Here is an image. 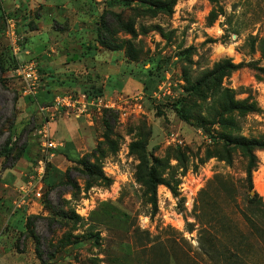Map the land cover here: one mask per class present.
<instances>
[{"label":"rangeland","instance_id":"obj_1","mask_svg":"<svg viewBox=\"0 0 264 264\" xmlns=\"http://www.w3.org/2000/svg\"><path fill=\"white\" fill-rule=\"evenodd\" d=\"M44 3L0 0V220L36 216L29 233L38 235L44 259L35 240L27 239L23 261L264 264V148L254 149L249 178L247 149L228 140L264 142V0H177L170 13L140 0ZM66 4L92 20L93 31L100 24L93 37L117 48L103 46L101 55L112 57L123 73L113 80L117 91L104 94L114 107L91 109L98 145L84 155L110 181L88 179L81 164L51 156L59 147H44V115L14 72L17 58L41 60L28 46L33 32L50 25V35L58 34L59 24L70 29L76 18L59 10ZM113 13L134 34L121 29ZM48 35L45 30L35 44ZM224 62H231L224 73L206 74ZM38 70L42 88L45 77ZM45 94L41 99L49 101ZM41 160L42 196L16 208L20 188L35 181ZM150 171L164 180L157 210Z\"/></svg>","mask_w":264,"mask_h":264},{"label":"crops","instance_id":"obj_2","mask_svg":"<svg viewBox=\"0 0 264 264\" xmlns=\"http://www.w3.org/2000/svg\"><path fill=\"white\" fill-rule=\"evenodd\" d=\"M44 2L48 6L47 0ZM59 10L61 14L64 11L68 15L67 19L76 18L70 29L67 30L65 25L59 24L61 28H57L58 34L50 35L51 26L47 25L45 30L49 35L46 40L43 43L35 44L34 40H40L38 35L45 31L40 28L31 34L28 45L32 54H41V60H38V68L42 71L41 75L45 77L44 86L39 87L35 94L29 95L30 100L34 101V105H37L39 109L41 105L53 101L59 90L65 91L70 88L77 89L95 83H103L104 92L113 93L117 91L113 80H118L123 76L112 57H101L105 52H103V47L99 41L93 37L92 20L89 18L82 19V14L72 4L62 5ZM78 56L81 57L78 58ZM42 93H47L51 99L47 101L46 97H43L42 100L40 95ZM27 108L29 109L30 106L26 104L24 109L27 110ZM92 124L91 118L87 115L77 117L58 111L50 119L49 125L55 140L61 142L62 145L59 147V151L51 153V156H63V164L75 163L78 158L97 145V132ZM12 217L13 215L10 214L4 223L0 220V264H26L27 262L25 263L23 260L27 259L26 247L24 246V241L27 239L23 236L20 241L22 243L17 248V238L26 230L27 216H21L17 219ZM21 222L23 228L19 227ZM31 243L33 249V241Z\"/></svg>","mask_w":264,"mask_h":264},{"label":"built area","instance_id":"obj_3","mask_svg":"<svg viewBox=\"0 0 264 264\" xmlns=\"http://www.w3.org/2000/svg\"><path fill=\"white\" fill-rule=\"evenodd\" d=\"M11 34H14V31H11ZM13 46L15 49V54H18L20 48L17 46L16 42L13 41ZM14 72L19 75L23 81V92L26 95H33L36 93L40 87L41 78L38 70V62L33 59L28 62H20L18 67ZM111 108L114 107V104L108 99L107 96L103 95H94L90 96L86 92L76 93L74 91H66L62 94H58L51 105H41L40 110L42 111L44 118L43 124L39 128L40 139L43 142L45 148L56 149L62 145L61 142L56 141L52 138L50 131V119L55 116L58 111L64 109L67 110L68 114L74 116H90L92 108ZM40 167L37 168L36 176H31L33 180L22 185L21 189V198L19 201L15 202V207H21L25 202H27L31 196L41 197V189L43 187V177L45 174V167L43 166V161H40ZM40 186H36L39 185Z\"/></svg>","mask_w":264,"mask_h":264},{"label":"trees","instance_id":"obj_4","mask_svg":"<svg viewBox=\"0 0 264 264\" xmlns=\"http://www.w3.org/2000/svg\"><path fill=\"white\" fill-rule=\"evenodd\" d=\"M133 1V0H132ZM142 1L143 3H147V4H150L151 6H153L154 9H156L157 11H160V12H167V13H170L173 11V8L177 2V0H140ZM114 16L117 17L118 19V22H119V27L121 29H127L129 32L133 33V30L130 26H128L127 24H124L121 19H120V16L118 13H113ZM214 21V18H211L210 19V22H213ZM105 27L109 28L107 26V24L105 23L104 24ZM100 27V24L97 25V27H95V30H94V34L98 33V28ZM101 28H99V31ZM111 30V29H110ZM97 39V41H99V43L101 44V46L103 47H106V48H109V49H112V50H117V48L115 47H112V46H109L108 44H106L105 42H103L101 40V36L98 35V37L96 36L95 37ZM19 61L18 58L16 59V67L14 69H16L19 65ZM231 62H224V63H220L218 64L213 70L209 71L208 73H206L207 75H213V74H216V73H224L225 70H226V67L228 65H230ZM234 66V64H231ZM241 65V64H240ZM4 66H3V63H2V60L0 58V81L3 82V78H2V75L4 74ZM22 82H23V85H24V81L23 79L21 78ZM105 88L104 86L100 83V84H93L91 86H84L82 88H77V89H71V90H68V91H74L76 93H81V92H86L87 94H89L90 96H94V95H103L105 94L104 92ZM53 101H50L48 103H46L45 105H51ZM174 109L180 114L183 116V113H182V109L180 106L176 105L174 106ZM108 113V111L106 112V114ZM11 127V126H10ZM50 131H51V135H52V138H55L53 136V133H52V130H51V127H50ZM230 143L232 144H235V145H239V146H242L244 148L247 149L248 153H249V157H250V163H249V168H248V173H249V178H251V174H252V170L253 168L256 166V156L254 154V149L255 148H264V142L259 140V139H247L243 136H240L238 138H230L228 139ZM13 141V135H11L8 139V141L6 142V145L4 147L5 150H7V153L10 154L13 150V146L12 147H9V145H11ZM97 145H98V142H97ZM96 145V146H97ZM95 146V147H96ZM85 155V154H84ZM84 155L80 158H78L75 162L76 163H79L81 164L83 167H84V172L87 174V177L88 179H93L95 177H99L101 179H104V180H107V181H110V178L106 177L103 172L101 171H97L95 169V167L93 166V164L84 157ZM45 175H46V170H45V174H44V177H43V183L45 182ZM148 185H149V190L151 192V195H152V203H153V206L155 208V210H157V199H156V196H157V187L159 184H162L164 183V180H162V178H158L155 174L154 171H150L149 174H148ZM73 187V185H72ZM203 192L205 191H202V194ZM261 203H264L261 201ZM33 217H36V216H30V217H27V220H26V230H24L22 232V234L20 236H18L17 238V248L20 247L21 245V239L22 237L24 236L25 239H28V238H31V239H34L35 240V243H36V253L38 255V257L40 258L41 261H44L43 259V254L41 253L40 249H39V244H40V240H39V237L38 235L32 230L30 231L29 233V230H30V227L32 225V221H33ZM204 229H207L208 228V224L207 222H204Z\"/></svg>","mask_w":264,"mask_h":264}]
</instances>
